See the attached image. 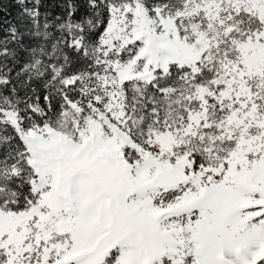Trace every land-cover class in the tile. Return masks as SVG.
<instances>
[{
    "label": "snow or ice",
    "instance_id": "snow-or-ice-1",
    "mask_svg": "<svg viewBox=\"0 0 264 264\" xmlns=\"http://www.w3.org/2000/svg\"><path fill=\"white\" fill-rule=\"evenodd\" d=\"M0 264H264V0H0Z\"/></svg>",
    "mask_w": 264,
    "mask_h": 264
},
{
    "label": "trees",
    "instance_id": "trees-1",
    "mask_svg": "<svg viewBox=\"0 0 264 264\" xmlns=\"http://www.w3.org/2000/svg\"><path fill=\"white\" fill-rule=\"evenodd\" d=\"M3 19H5V20H11V15L6 13L4 15Z\"/></svg>",
    "mask_w": 264,
    "mask_h": 264
}]
</instances>
